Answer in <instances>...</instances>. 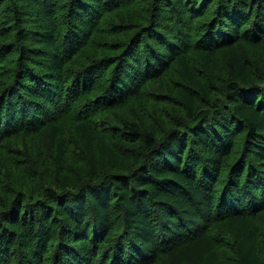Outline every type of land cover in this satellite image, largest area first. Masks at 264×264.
I'll use <instances>...</instances> for the list:
<instances>
[{
    "label": "trees",
    "instance_id": "1",
    "mask_svg": "<svg viewBox=\"0 0 264 264\" xmlns=\"http://www.w3.org/2000/svg\"><path fill=\"white\" fill-rule=\"evenodd\" d=\"M58 1L16 0L28 12L21 39L33 46L0 84V149L48 129L60 164L53 169L51 156L41 148L32 149L31 165L44 175L31 168L24 173L12 159L6 162L13 173L9 193L16 196L0 204V264H153L216 223L237 233L239 264H264L253 226L264 213V75L259 85L250 83L238 47L262 42L264 0H156L144 25L110 46L118 52L112 59L86 63L76 59L102 17L140 0H71L61 28L54 14ZM212 5L214 17L194 44L195 20ZM223 50L237 70L238 89L227 101L213 104L212 91L195 65L215 67ZM174 63L183 75L175 97L190 118L164 137L154 125L142 131L136 123L126 124L129 149L115 151L105 144L100 152L94 145L105 142L104 135L84 120L124 108L142 86L171 75ZM107 74L111 78L103 82ZM256 85L262 89L254 90ZM200 100L207 110H197ZM68 117L82 121L75 124L76 132L88 149L101 154L98 164L111 161L121 173L74 185L63 162L65 130L59 124ZM240 133L247 134L245 154L222 171ZM137 137L143 159L132 154L139 153ZM3 164L0 168L7 171ZM114 231L118 234L112 239ZM220 260L217 251H210L204 264Z\"/></svg>",
    "mask_w": 264,
    "mask_h": 264
},
{
    "label": "rangeland",
    "instance_id": "2",
    "mask_svg": "<svg viewBox=\"0 0 264 264\" xmlns=\"http://www.w3.org/2000/svg\"><path fill=\"white\" fill-rule=\"evenodd\" d=\"M70 2L71 0H59L56 5V8L59 10L54 14H58L57 18H60V21L57 22L60 28L62 26L60 24L61 20L65 19L69 13L68 5ZM156 6V0H140L133 6L109 11L102 17L99 25L96 27L97 33L93 34L91 43L88 46H84L79 52L76 62L86 63L88 60L96 58L104 60L112 59L118 52L111 51L110 46L126 40L135 27L144 25L150 15L153 14V11H155ZM211 9H213V5L206 15L195 20V25L192 27L194 30L190 32L193 35L194 44L204 34L205 29L203 26L205 23L214 17ZM26 10V7H22L16 0H4L0 2V84L8 79L9 68L17 66L15 61L19 56L22 54L26 57L28 51L33 46L32 42L21 39L22 28L25 26L24 22L28 21L26 19V14H28ZM62 32L64 33V30ZM62 36L61 34L59 35V40H61ZM238 47L249 66L248 78L250 83L259 85L264 75V37L260 45L254 46L240 43ZM106 62L108 63V61ZM172 66L171 75H166L157 81L142 86L139 89L138 95L132 98L124 108L104 110L96 115L95 118L84 120L86 124L97 129L101 135H104L105 142H103L104 140L99 141L94 145H98L100 152H105L103 148L106 145L107 148L109 147L115 151L118 149H129L125 141L128 136L123 132L124 125L126 124L136 123L142 131H146L150 125H154L159 130L160 135L163 136L166 134V131L180 124L181 121L183 122V120L185 121V119L190 118L175 97L176 89L182 86V70L175 63ZM195 66L203 73L205 81L208 83L209 91H212L211 102L213 104L221 101L225 102L230 95H236L238 73L231 56L226 50L219 53L218 63L215 67L213 66L208 69L202 64ZM108 78L110 79L111 77L107 74L106 79L102 81L104 82ZM100 83L101 81L98 82L99 85ZM257 85L253 87L254 90L262 89V87ZM97 93L95 92L93 95ZM208 108L209 106L203 100H200L197 105L198 111H204ZM80 123L82 121H74L70 117L65 118L59 123L65 130V133H63L64 131L62 132V139L65 138L66 140V151L63 162L68 167V169L65 168L70 170L71 178L77 188L86 182L94 181L96 177L111 179L113 175L119 174L122 171L121 167L114 166L111 161H108V164L104 167L98 164L102 159L100 157L101 154L96 149H88L87 141L76 132L75 127L77 125L75 126V124ZM181 127L182 125L178 128ZM246 137V133L237 135L236 146L229 153L228 157L223 160L222 171L228 163L234 162V159H240L245 154L243 151ZM29 140L21 137L15 142L10 141L1 145L0 165H4L3 163L5 162L7 171L0 168V177L4 179V181L0 179V187H2L1 189L4 193L2 196L0 195V204L3 201H7L5 199L12 201L16 196V194L9 193L10 186L8 180L13 178V173L10 171V164L6 163L8 160L12 159L17 162L21 170L27 173L26 169H32L31 163L34 160L32 149L41 148L45 155L51 156L52 161L50 163L53 169H57V164H60V151L51 145V135L48 129L35 132L33 139ZM135 140L137 141L135 143L138 146L139 153L132 152V154L143 159L146 156L143 150V143L139 137ZM31 144L33 147H30ZM93 152L96 153L92 155ZM8 154L10 157L7 156ZM3 159L5 161H2ZM96 170L98 171L96 172ZM32 171L36 172L37 175H44L41 168H35ZM28 176L31 180H35V177L31 173ZM253 226L259 235L263 249L262 256L264 258V213L258 216ZM116 228L119 229V227ZM116 228L115 231L117 230ZM115 231L111 236L112 239L118 234ZM237 244V233L221 223H216L198 239L187 242L183 247L174 249L158 257V261L153 264H204V259L210 251H217L220 254L221 264H239Z\"/></svg>",
    "mask_w": 264,
    "mask_h": 264
}]
</instances>
